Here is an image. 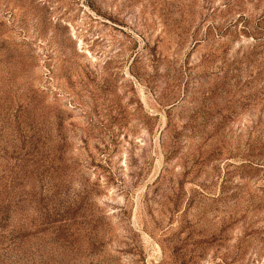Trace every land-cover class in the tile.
I'll return each mask as SVG.
<instances>
[{
  "label": "rangeland",
  "instance_id": "374dc122",
  "mask_svg": "<svg viewBox=\"0 0 264 264\" xmlns=\"http://www.w3.org/2000/svg\"><path fill=\"white\" fill-rule=\"evenodd\" d=\"M0 264H264V0H0Z\"/></svg>",
  "mask_w": 264,
  "mask_h": 264
}]
</instances>
